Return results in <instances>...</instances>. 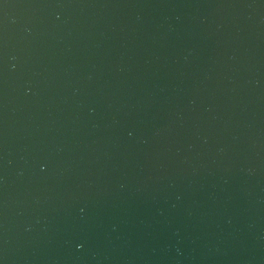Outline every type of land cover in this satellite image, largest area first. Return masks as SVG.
Returning a JSON list of instances; mask_svg holds the SVG:
<instances>
[{
  "label": "water",
  "instance_id": "95a60500",
  "mask_svg": "<svg viewBox=\"0 0 264 264\" xmlns=\"http://www.w3.org/2000/svg\"><path fill=\"white\" fill-rule=\"evenodd\" d=\"M0 264H264V0H0Z\"/></svg>",
  "mask_w": 264,
  "mask_h": 264
}]
</instances>
